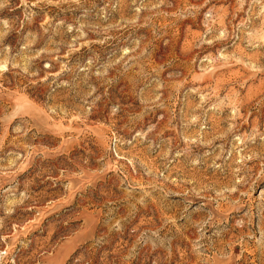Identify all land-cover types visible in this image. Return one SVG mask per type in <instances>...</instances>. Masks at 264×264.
Instances as JSON below:
<instances>
[{
	"label": "rangeland",
	"instance_id": "rangeland-1",
	"mask_svg": "<svg viewBox=\"0 0 264 264\" xmlns=\"http://www.w3.org/2000/svg\"><path fill=\"white\" fill-rule=\"evenodd\" d=\"M0 264H264V0H0Z\"/></svg>",
	"mask_w": 264,
	"mask_h": 264
}]
</instances>
